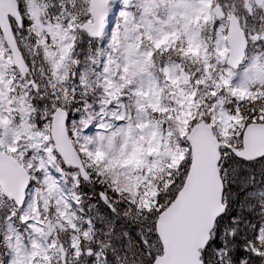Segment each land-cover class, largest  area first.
Here are the masks:
<instances>
[{"label":"snow or ice","instance_id":"6c2138e0","mask_svg":"<svg viewBox=\"0 0 264 264\" xmlns=\"http://www.w3.org/2000/svg\"><path fill=\"white\" fill-rule=\"evenodd\" d=\"M0 264H264V0H0Z\"/></svg>","mask_w":264,"mask_h":264}]
</instances>
